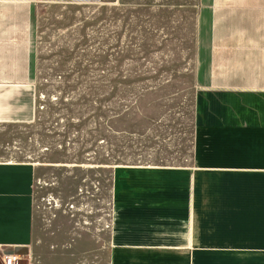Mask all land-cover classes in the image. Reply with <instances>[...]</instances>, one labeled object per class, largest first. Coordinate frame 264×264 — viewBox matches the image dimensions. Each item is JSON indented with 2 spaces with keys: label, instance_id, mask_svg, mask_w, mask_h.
Here are the masks:
<instances>
[{
  "label": "crops",
  "instance_id": "0c3cea01",
  "mask_svg": "<svg viewBox=\"0 0 264 264\" xmlns=\"http://www.w3.org/2000/svg\"><path fill=\"white\" fill-rule=\"evenodd\" d=\"M39 1L0 0L1 124L36 117ZM180 6L190 20L168 30V57L179 56L168 60V157L116 165L109 235L85 221L79 251L68 232L39 230L36 166L0 160L2 259L17 248L26 264H264V0Z\"/></svg>",
  "mask_w": 264,
  "mask_h": 264
},
{
  "label": "rangeland",
  "instance_id": "374dc122",
  "mask_svg": "<svg viewBox=\"0 0 264 264\" xmlns=\"http://www.w3.org/2000/svg\"><path fill=\"white\" fill-rule=\"evenodd\" d=\"M182 0H40L39 103L31 123H0V160L36 166L39 230L82 240L109 233L118 163L168 157V30L190 20ZM168 34L170 41L168 42ZM41 38L39 37V44ZM102 227V228H100ZM100 228V229H99ZM93 248L100 243L93 239ZM102 251V250H101ZM6 257V256H5ZM0 255V264H5ZM18 264H26L20 257Z\"/></svg>",
  "mask_w": 264,
  "mask_h": 264
},
{
  "label": "built area",
  "instance_id": "2783aa9c",
  "mask_svg": "<svg viewBox=\"0 0 264 264\" xmlns=\"http://www.w3.org/2000/svg\"><path fill=\"white\" fill-rule=\"evenodd\" d=\"M20 256L18 255H6L5 264H18Z\"/></svg>",
  "mask_w": 264,
  "mask_h": 264
},
{
  "label": "water",
  "instance_id": "95a60500",
  "mask_svg": "<svg viewBox=\"0 0 264 264\" xmlns=\"http://www.w3.org/2000/svg\"><path fill=\"white\" fill-rule=\"evenodd\" d=\"M4 252H5L6 255H15L13 253H16V254H19L20 256H23L24 254H26V251L20 250V249H17V248L4 249Z\"/></svg>",
  "mask_w": 264,
  "mask_h": 264
}]
</instances>
